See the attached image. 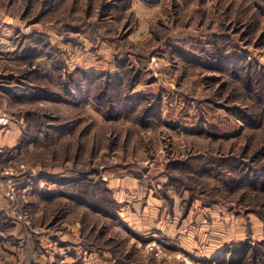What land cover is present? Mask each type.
Returning <instances> with one entry per match:
<instances>
[{
  "label": "rangeland",
  "instance_id": "obj_1",
  "mask_svg": "<svg viewBox=\"0 0 264 264\" xmlns=\"http://www.w3.org/2000/svg\"><path fill=\"white\" fill-rule=\"evenodd\" d=\"M257 3L264 7V0H0V77H19L25 67L32 70L40 63L50 71L33 83L58 94V74L66 78L79 69L73 68L78 58L51 41L61 33L65 43L83 53L81 59L85 57L99 68L110 63L117 71L120 60L126 58L136 70H142L138 84L153 83L152 94L146 95L149 103L154 96H160L158 116L147 125L137 120L144 103L133 107L128 118L121 114L109 120L100 112V119L99 115L98 119L94 117L87 102L27 104L0 96L1 109L12 118L8 129L22 130L14 147H10L14 140L3 146L0 165H25L21 174L14 168L19 173L15 200L0 197L1 242L8 246L10 242L18 243L16 251L4 248L0 252V264H30L37 238L46 228L61 229L62 222L67 226L79 224L88 242L114 251L120 264H126L127 259L135 264H187L188 259L218 264L216 259L204 261L182 252L168 254L166 249L167 257H156L146 251L148 241L139 252L130 247L129 238L111 230L109 221L90 208L98 199L100 203L108 200L103 192L104 183L89 184L91 180L94 184L106 182L101 167L107 165H111L110 172L115 175L132 173L131 168H136L141 170L142 178H146L144 173L151 178H175L177 185L164 188L161 184L160 195L169 201L168 189L173 187L178 195L186 193L187 198L181 202L183 212L193 198L197 201L195 211L206 207V228L213 238L226 242L220 254L239 241L262 244L264 189L245 185L231 188L240 177V169L231 165L217 167V163L212 167L210 160L229 157L242 158V162H252L254 166L264 164V157L255 156L264 147V120L248 126L228 111L227 108L236 106L246 114L252 112L255 92L231 74L206 67V58L211 56L207 50L229 44L264 70V13ZM118 4L125 8L110 10ZM21 33L42 34L43 44L29 39L23 40L19 48L17 40ZM89 35L96 36L94 41ZM64 36H77L79 42L65 41ZM100 45L107 53L96 58L91 57L93 54L85 55L95 52ZM52 46L57 49H51ZM31 47L36 49V55L29 57L27 50ZM59 51L61 57L65 56V66L53 61L52 55L57 56ZM52 65L58 69H52ZM144 89L137 88L140 92L131 96H145ZM29 111L39 112L44 126L60 124L63 129L51 136L38 133L32 117L27 118ZM34 135L36 140L31 147L23 144L22 136L30 140ZM48 170L57 175L68 171L88 183L64 189H59V183L47 187L42 173ZM35 177L42 185L25 187ZM46 178L54 180L52 176ZM58 193L67 197H58ZM73 196L81 197L86 205L75 203ZM24 210L30 215L32 228L37 230L34 236H28L30 229L19 219L16 221ZM164 242L166 246L170 241ZM261 249L264 260V246Z\"/></svg>",
  "mask_w": 264,
  "mask_h": 264
},
{
  "label": "crops",
  "instance_id": "obj_2",
  "mask_svg": "<svg viewBox=\"0 0 264 264\" xmlns=\"http://www.w3.org/2000/svg\"><path fill=\"white\" fill-rule=\"evenodd\" d=\"M51 41L53 43H59V47H65L66 51H69L70 54H74V57L76 56V58H78L73 68H79L94 74L115 72L114 67H110V63L107 64L109 68L108 66L99 68V65L97 67L95 62L91 63L92 61L90 62L85 57L81 59L80 56L83 53H78V48L73 47L72 44L65 43L61 33L57 35L54 40L51 38ZM105 53L107 52H105L103 46L100 45V48L96 49L95 52H88L85 55L93 54L91 57L96 58L100 54ZM112 55L113 54H111V58L113 57ZM62 57L65 58L63 54ZM83 58L86 61H83ZM105 58L108 60L107 55H105ZM151 63L153 64V61ZM140 87L146 88L144 92H142L145 96L151 95L153 92V89L150 90L151 87H153V83H147L146 85L139 83L132 90L131 95H137L136 91L140 92V90L136 89ZM39 101L44 103L67 102L55 99H42ZM88 106V109L94 113V117L99 115V113L93 109L92 105ZM21 133L22 130L20 128H7L0 132V147L3 148V146H8L11 142L13 143V140L14 144L10 147H14ZM30 144H32V142L29 143L28 146H30ZM110 166L111 165H107L100 169L101 173L104 172L102 176L106 180V186L111 191L112 198L119 204V207L112 212V215L100 212L96 208H93L92 205L90 208L96 215L101 214L109 221L111 230H117L120 234L129 238V246L135 251L139 252L140 246L146 241L163 238L166 241H170L169 244L165 246L168 254L182 252L189 257L206 261L216 259L222 252L223 243L226 242L222 243L218 241V239L213 238L211 231L206 228V207H202V209L195 211V202L197 201L193 198L187 210L183 212L181 202L187 198L186 193L184 191V193L182 192L178 195L173 187L168 189V194L172 200L169 198L168 201V197L160 195L159 191L161 189V184L164 186L168 177L151 178L150 174L144 173L143 175L146 176V178H142L140 173L141 170L136 168H131L132 173L122 172L115 175L114 172H110L112 168ZM119 167H121L122 170H126L124 166ZM132 170H136L138 173ZM59 173L60 175L56 173L52 174L49 170L48 173L45 171L42 173V175L44 174L46 177L52 176L54 178V180H50L42 176V178L47 180V187H52L55 183H59V189H64L65 187L79 186L80 184L88 183L87 180L82 177L76 178L78 176L68 171ZM32 180L34 182H29L30 180H28L25 187L29 189L31 185L38 184V177ZM89 184L90 186H95L92 180ZM38 185L40 187L42 184L39 183ZM65 196L64 194L58 193V197L66 198L67 196ZM49 198L52 199L51 197ZM71 199L79 205H86L81 197L73 196ZM169 203H171V205H169ZM60 225L62 227L61 229L46 228V232L37 238L34 249L32 250V261H28L30 264H120L116 260L114 251H111L109 248H100L95 242H88L84 237V230H82L79 224H70L67 226L66 223L62 222ZM63 225L66 226L64 227ZM2 235L3 230L0 229V237ZM10 243L9 246L2 244L0 238V252H3L4 248L10 249L11 252L16 251L15 249L18 243ZM127 250L128 249H126L125 252H127ZM10 256L13 257V254L11 253ZM126 264H135V262L131 259H127Z\"/></svg>",
  "mask_w": 264,
  "mask_h": 264
},
{
  "label": "trees",
  "instance_id": "obj_3",
  "mask_svg": "<svg viewBox=\"0 0 264 264\" xmlns=\"http://www.w3.org/2000/svg\"><path fill=\"white\" fill-rule=\"evenodd\" d=\"M157 1V0H151ZM260 11L264 13V7L261 3H257ZM125 6L118 4L116 7H111L110 10H122ZM95 27L96 24H94ZM98 33V32H96ZM100 34V33H98ZM102 34V33H101ZM42 34L35 35H26L21 33L17 40L18 47L22 46L23 40H29L30 42L36 44H43ZM90 39L94 41L95 37L89 35ZM65 41H71L74 44H78L77 36H64ZM224 37V36H220ZM30 45V44H29ZM237 46V45H235ZM35 47V46H34ZM51 49H57L56 47H51ZM29 50V51H28ZM27 52L30 56H34L36 54V49L31 47ZM30 51L32 54H30ZM124 52H122L123 54ZM207 54H210V57H207L206 67L207 69L217 70L219 72H226L239 79L240 82L250 91L255 92V104L252 112L247 113L243 110L237 108H227L228 111L233 112V114L239 119L243 120L248 126H256L264 120V70H261L257 66L253 65L248 59H246L238 50L234 48V46L221 45L219 47H214L212 50H207ZM52 55L55 59L53 61L58 62V65L65 66L63 58L59 55ZM117 54H121V52H117ZM27 55V54H25ZM121 61V62H120ZM120 69L115 71L114 73L105 72L102 74H94L90 72H86L81 69H75L74 71L68 74V77L64 78L60 77L57 79L58 91L56 94L54 90H49L43 87L42 85H36L33 83L35 79H39V76H44L47 74V69L44 65L38 63L36 67L31 68L28 67L23 70L21 76H13L5 75L0 77V96L4 100L8 101H16L21 103H29L32 104L36 101L42 99H55V100H63L69 103L71 102H87L92 105L93 108L97 110V112L107 117L109 120H115L119 118L122 114L124 118H128L129 114L133 113V107H137L138 104L144 103L142 108V115L137 116V120L141 119L142 125H147L151 123L157 116L159 111V101L160 96L156 95L153 97V101L151 104L150 100L146 96H136L132 97L131 92L132 89L138 84L140 80V74H142V70L137 69L131 66L129 60L126 58L120 60ZM55 62V65H57ZM52 69L57 70L56 66H51ZM28 77V78H27ZM33 77V78H32ZM27 78V79H26ZM26 79V80H25ZM13 83V84H12ZM61 89V90H59ZM57 91V90H56ZM147 105V106H146ZM103 106V107H102ZM40 115V116H39ZM41 114L37 111H29L27 112V118L32 117L34 122V128L38 133H44L46 136H51L55 132L63 129V126L60 124L52 125V126H44L41 120ZM46 117V116H45ZM36 120V122L34 121ZM38 121V122H37ZM41 122V123H39ZM27 123L30 122L27 120ZM256 125H253V124ZM28 128V125H27ZM24 133H26L24 131ZM37 133V134H38ZM23 144L27 145L36 140L34 135L33 139L26 140L25 136H22ZM255 156L264 157V147L259 150ZM195 159V158H194ZM242 158H229V157H221L219 159H211L210 162L214 163L212 167L216 164L217 167H221L223 165H231L235 168H239L240 177L238 180H234L231 188L233 186L243 185L254 188V189H264V164L261 166H254L252 162L244 163L242 162ZM209 162V161H208ZM245 167V170L242 167ZM247 169V171H246ZM209 170H206V173ZM98 183H104L103 192L107 195L106 203H100V200H96V204H92L98 211L103 212L105 214L112 215V212L117 210L119 204L112 198L111 191L107 188L105 181H97L95 185ZM176 184L175 178L168 177L166 184H164V188L172 186ZM84 184H80L81 187ZM177 185V184H176ZM175 185V186H176ZM79 186V187H80ZM98 186V185H97ZM100 205L106 206V208H102ZM264 246V241L262 244L252 245L249 242L239 241L238 243L230 246L224 250V252L216 257L218 264H257L258 256H260L259 264H264L263 256L261 253V247ZM249 255L251 256L249 258Z\"/></svg>",
  "mask_w": 264,
  "mask_h": 264
},
{
  "label": "built area",
  "instance_id": "obj_4",
  "mask_svg": "<svg viewBox=\"0 0 264 264\" xmlns=\"http://www.w3.org/2000/svg\"><path fill=\"white\" fill-rule=\"evenodd\" d=\"M11 122V116L0 107V132L7 129ZM3 152V148L0 147V155ZM14 168H17L21 174L25 170V165L22 163L17 164L16 167H11L9 165L4 167L0 165V197L7 200H15L17 196L18 186L16 182V176L19 173H17L16 169ZM18 219L25 225V227L30 229L28 236H34L37 233V230L32 228L31 218L26 210L19 212L17 220H15L18 221ZM145 249L147 252L155 255L156 257H167L164 240H150L145 243ZM186 262L187 264H201V262L192 259H188Z\"/></svg>",
  "mask_w": 264,
  "mask_h": 264
}]
</instances>
